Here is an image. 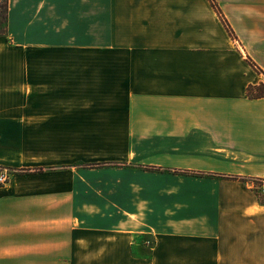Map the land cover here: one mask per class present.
<instances>
[{
    "label": "crops",
    "instance_id": "crops-1",
    "mask_svg": "<svg viewBox=\"0 0 264 264\" xmlns=\"http://www.w3.org/2000/svg\"><path fill=\"white\" fill-rule=\"evenodd\" d=\"M214 1L233 36L210 0H8L0 264H264V0Z\"/></svg>",
    "mask_w": 264,
    "mask_h": 264
},
{
    "label": "trees",
    "instance_id": "trees-1",
    "mask_svg": "<svg viewBox=\"0 0 264 264\" xmlns=\"http://www.w3.org/2000/svg\"><path fill=\"white\" fill-rule=\"evenodd\" d=\"M212 6L216 9V12L221 19L223 25L227 29L228 33L233 36V32L230 29L227 21L224 19L223 15L221 14L220 10L218 9L216 3L214 0H210ZM1 19L3 20L2 23H0V37L4 38L7 35V12H8V0H3L2 2V7H1ZM254 66V64H252ZM246 95L249 99H259V98H264V83H260L257 85H249L246 89ZM5 169L3 167H0V170ZM7 171H11L10 169H5ZM32 171L31 169H20L15 172H20V173H26Z\"/></svg>",
    "mask_w": 264,
    "mask_h": 264
},
{
    "label": "built area",
    "instance_id": "built-area-1",
    "mask_svg": "<svg viewBox=\"0 0 264 264\" xmlns=\"http://www.w3.org/2000/svg\"><path fill=\"white\" fill-rule=\"evenodd\" d=\"M1 172H5V170H3ZM1 172H0V185L4 184L8 180V175H6V173H1ZM256 182L257 183L255 185H253L252 188L256 191V193L259 196H262L264 198V181L260 180V181H256Z\"/></svg>",
    "mask_w": 264,
    "mask_h": 264
},
{
    "label": "rangeland",
    "instance_id": "rangeland-1",
    "mask_svg": "<svg viewBox=\"0 0 264 264\" xmlns=\"http://www.w3.org/2000/svg\"><path fill=\"white\" fill-rule=\"evenodd\" d=\"M2 2H3V0H0V14H1V12H2V10H1V7H2ZM2 19H1V16H0V23H2ZM0 39H2L1 37H0ZM4 168V167H3ZM6 169V168H5ZM1 171H3V169L2 170H0V172ZM9 172L10 171H7V170H5V172H1V173H6V175H8L9 176ZM253 183V185H255L257 182H255V181H253L252 182ZM262 197V196H261ZM263 198V197H262Z\"/></svg>",
    "mask_w": 264,
    "mask_h": 264
}]
</instances>
